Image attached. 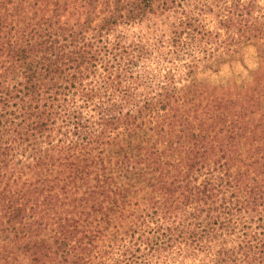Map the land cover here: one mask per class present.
I'll return each mask as SVG.
<instances>
[{
    "label": "trees",
    "instance_id": "obj_1",
    "mask_svg": "<svg viewBox=\"0 0 264 264\" xmlns=\"http://www.w3.org/2000/svg\"><path fill=\"white\" fill-rule=\"evenodd\" d=\"M261 88L259 0H0V264H264Z\"/></svg>",
    "mask_w": 264,
    "mask_h": 264
},
{
    "label": "rangeland",
    "instance_id": "obj_2",
    "mask_svg": "<svg viewBox=\"0 0 264 264\" xmlns=\"http://www.w3.org/2000/svg\"><path fill=\"white\" fill-rule=\"evenodd\" d=\"M262 12H264V0H259ZM255 51L252 47L247 46L241 48L239 59L233 60L232 62L221 65L218 68V72H203L199 74V77L203 82L210 84L224 83L227 80H235L236 82H241L248 79V71L252 70L254 63ZM262 101L264 102V89L259 90ZM148 194L145 188L142 189L140 195L146 196ZM183 264H200L197 260L186 259Z\"/></svg>",
    "mask_w": 264,
    "mask_h": 264
}]
</instances>
